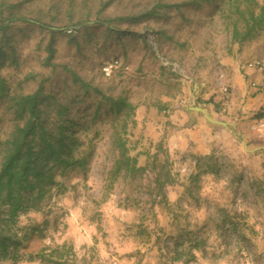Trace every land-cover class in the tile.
<instances>
[{"label":"rangeland","instance_id":"rangeland-1","mask_svg":"<svg viewBox=\"0 0 264 264\" xmlns=\"http://www.w3.org/2000/svg\"><path fill=\"white\" fill-rule=\"evenodd\" d=\"M186 1L0 0V25L9 15L26 18L12 21L2 40L0 30V47L13 56L0 70L11 95L43 85L52 96L47 114L65 108L89 153L84 169L57 177L63 193L56 188L40 211L19 217L18 257L0 264H51L27 259L63 244L66 264H264L263 140L252 129H225L202 112L201 121L218 136L209 152H200L189 135L177 139L189 121L175 117L187 105H217L216 94H203L213 85L221 94L224 59L261 58L264 29L233 41L234 23L245 28L234 0L176 7ZM157 4L163 5L158 16L139 18ZM96 89L125 98L133 111L111 112ZM124 122L129 154L146 166L135 177L112 175L115 130ZM12 126L2 103L0 139ZM158 180L166 182L161 190Z\"/></svg>","mask_w":264,"mask_h":264},{"label":"trees","instance_id":"trees-1","mask_svg":"<svg viewBox=\"0 0 264 264\" xmlns=\"http://www.w3.org/2000/svg\"><path fill=\"white\" fill-rule=\"evenodd\" d=\"M215 3L216 0H187L181 5H193L200 2ZM247 6L240 8L238 0H234L235 9L245 19L244 32L239 30L237 22L234 23L232 39L241 42L248 38H254L264 29V1L243 0ZM242 2V1H241ZM162 4H157L151 9L141 12L139 18L158 16ZM138 17V16H137ZM0 30L2 38L10 23L24 17L9 15L2 18ZM40 27L50 26L38 23ZM110 30H113L109 27ZM55 30L52 29L51 33ZM55 49L53 43L48 46L47 61L53 58ZM12 55V54H11ZM6 50L0 47V70L6 58H11ZM75 81L79 80L73 75ZM88 89V84H85ZM107 99L111 112L130 115L133 106L123 97H111L95 90ZM52 96L43 92V85L32 93L11 95L10 88L0 72V105L8 103L13 114V126L8 135L0 139V260L18 257V250L22 245V237L19 234V217L30 211H40L44 203L52 197L57 188L58 193H63L65 185L58 180V176L64 175L74 168L84 169L88 163L89 153L83 148V141L77 134L78 123L66 116V109L61 108L54 116L47 114ZM101 105L98 103L97 110ZM126 122L121 125V130H115V145L119 156L115 161L112 175L125 173L129 177H135L146 166H139L136 156L129 154L127 139L123 137L126 130ZM158 180L160 190L165 185ZM68 247L66 244L57 246L49 252L42 249L37 253H31L27 260H41L51 264H66L68 259Z\"/></svg>","mask_w":264,"mask_h":264},{"label":"crops","instance_id":"crops-1","mask_svg":"<svg viewBox=\"0 0 264 264\" xmlns=\"http://www.w3.org/2000/svg\"><path fill=\"white\" fill-rule=\"evenodd\" d=\"M260 59L264 61V50H262ZM246 62L242 63L233 56H227L224 59L225 66L221 70L218 80L223 86H228L230 91L220 94L218 87L211 89L215 87L214 85L205 90L203 94L205 97L216 94L214 101L215 103L220 102L217 105L210 103L208 107H205V110L213 117L223 118L225 129L230 130L232 127L244 132L252 129L257 134L256 121L260 116L263 96L251 83L264 84V74L259 70L247 67ZM202 87L203 83L200 81L197 83V87L194 86L197 95L200 94ZM201 113L193 109L191 105L176 111L175 117L181 122L189 121L187 125L189 130L179 131L177 139L184 142L187 134L192 139V142L190 141L192 147L195 146L198 151L207 153L211 145L217 141L218 132L213 130L207 122L201 121Z\"/></svg>","mask_w":264,"mask_h":264},{"label":"built area","instance_id":"built-area-1","mask_svg":"<svg viewBox=\"0 0 264 264\" xmlns=\"http://www.w3.org/2000/svg\"><path fill=\"white\" fill-rule=\"evenodd\" d=\"M114 63L116 64L117 61H115ZM115 64H112L109 67H106L105 71L110 72V69ZM246 66L249 68L259 70L260 72H262L264 74V61L261 60L260 58H253V59L247 61ZM251 85L255 86L262 93V96H263L261 109L259 111L260 116H259V118H257V121H256V129H257L256 131H257L258 138L262 139L264 142V84L251 83ZM229 91H230V88L228 86H223V88H222L223 93L226 94Z\"/></svg>","mask_w":264,"mask_h":264},{"label":"water","instance_id":"water-1","mask_svg":"<svg viewBox=\"0 0 264 264\" xmlns=\"http://www.w3.org/2000/svg\"><path fill=\"white\" fill-rule=\"evenodd\" d=\"M193 109H195V110H197V111H200V112H203L204 115H205V117H206L209 121H211V122H213V123L225 124V123L222 122V121L215 120V119L211 118V117L208 115L207 111H206L204 108H202V107H199V106H193Z\"/></svg>","mask_w":264,"mask_h":264}]
</instances>
